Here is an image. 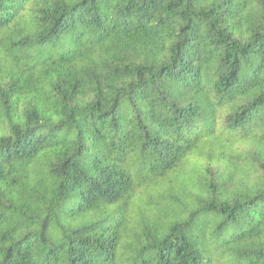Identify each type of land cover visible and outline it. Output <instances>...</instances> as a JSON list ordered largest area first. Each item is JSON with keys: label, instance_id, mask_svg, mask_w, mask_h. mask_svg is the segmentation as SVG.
Wrapping results in <instances>:
<instances>
[{"label": "trees", "instance_id": "16d2710c", "mask_svg": "<svg viewBox=\"0 0 264 264\" xmlns=\"http://www.w3.org/2000/svg\"><path fill=\"white\" fill-rule=\"evenodd\" d=\"M0 264H264V0H0Z\"/></svg>", "mask_w": 264, "mask_h": 264}]
</instances>
